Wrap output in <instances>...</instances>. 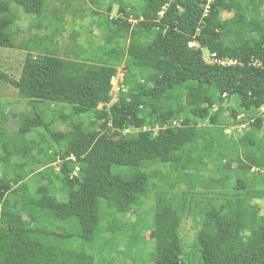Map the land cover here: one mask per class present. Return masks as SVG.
Here are the masks:
<instances>
[{
  "label": "trees",
  "instance_id": "obj_1",
  "mask_svg": "<svg viewBox=\"0 0 264 264\" xmlns=\"http://www.w3.org/2000/svg\"><path fill=\"white\" fill-rule=\"evenodd\" d=\"M111 1L85 0L102 31L86 58L65 19L70 0H56L59 12L46 0H0V48L25 55L16 78L0 66V82L29 107L14 134L0 130V264H112L147 241L153 264H264V0H120L110 19ZM21 15L38 33L16 43ZM67 26L63 58L55 39ZM203 52L237 64H208ZM240 125L243 136L224 133ZM185 217L198 225L190 245ZM120 236L133 240L124 251Z\"/></svg>",
  "mask_w": 264,
  "mask_h": 264
},
{
  "label": "rangeland",
  "instance_id": "obj_2",
  "mask_svg": "<svg viewBox=\"0 0 264 264\" xmlns=\"http://www.w3.org/2000/svg\"><path fill=\"white\" fill-rule=\"evenodd\" d=\"M47 4L49 5V9H56V11L59 12L60 5L56 0H46ZM111 1V0H110ZM126 2L134 5L135 3H139L140 0H125ZM85 0H70V9L68 14L65 16V19L67 23L72 27V25L78 24L80 27H75L77 30H79V37L76 40V43L78 46L81 48H78L75 50L76 53L79 55H82L83 57H88V55H95L98 54V46L101 45L102 43V31L98 30L96 25H91L93 21H98L97 18L90 16V6L85 2ZM108 2V0H107ZM113 5L112 12L108 14L110 18L115 19L118 17L117 14V8L118 6L121 5L120 0H112L111 1ZM136 4V5H137ZM83 10V19L79 20L78 17H73L72 13L76 10ZM99 13L105 18L107 17L105 10H98ZM20 21L16 23V26H13V31L15 32V41L16 43L25 41L27 38L30 36H33L34 34L38 33L36 30H30L29 29V24H33V20L29 19L28 17L21 15ZM97 24V23H96ZM70 26H67L66 32L63 34L62 38L60 39H55L56 40V45H55V50L57 52V55L60 57H66L67 55L70 54V51L73 50V41L70 39ZM83 28V29H81ZM91 29V33H89V30ZM44 34V31L41 30L39 31V35ZM93 41V45H89V41ZM191 47L192 44L190 45ZM204 55V60L209 63L210 57L206 52H203ZM24 53L19 50H9V49H1L0 48V66L10 74L12 77L16 78L20 74V69L22 66V61L24 59ZM125 72L122 69H118L117 74L111 81L112 89H111V95H112V100L111 104L115 103L117 100V94H118V89H120V85L123 81ZM151 81L150 77H146L144 80H142L143 84H149ZM131 90H133L131 87L125 88L124 92L128 93ZM218 100H215V107L218 106ZM239 103V100H234L232 102L233 105H237ZM102 106L99 105L98 108L100 109ZM29 111V107L27 103L23 100H21L16 92L10 88L8 85L5 83L0 82V118L2 121H0V130L4 131L7 135H12L14 132L17 131L18 128V121L17 118L14 117L15 115H18L20 113H27ZM58 111V108L54 105H50L46 111V120L50 121L53 119L55 113ZM263 110L261 109L259 112L261 113ZM240 119L244 117V115L239 116ZM225 119H221L220 122H224ZM239 120V119H238ZM54 129H60L63 130L65 126L61 125L60 123H56L54 126ZM244 125H240L237 127L234 126H229L225 128L224 133L232 136L234 139H236L238 136H243V130H244ZM261 133V132H260ZM36 133H32L28 136V139L33 140L36 139ZM52 147L49 146L47 147L46 151L47 153L52 152ZM2 155V152L0 151V156ZM60 162V161H59ZM57 162V164L59 163ZM57 164H54V166L57 167ZM44 166L39 167L37 169L36 174H40V168ZM209 168L211 169V163L209 164ZM58 171V170H57ZM26 182L28 183H33V180L31 177H27ZM222 183L227 185L228 180L227 179H222ZM34 186V185H32ZM57 196H61L60 193H57ZM63 201V200H60ZM259 209H260V214L264 216V200L263 201H256L255 202ZM152 204L151 201L146 202L145 206L142 208V214L144 211L148 210L149 206ZM143 219L148 220L150 218V215L145 217L143 214L141 216ZM121 221V217H119ZM125 218L129 219V221H134L135 216L133 215H127ZM198 225L197 222L194 221L192 218L185 217L183 219L182 225H181V236L183 238L184 244L190 245L195 237V234L197 232ZM143 235L146 237V240L148 239V231L144 232ZM126 236L125 238L122 236L119 237L118 243L119 247L118 249L120 251H124L125 247L124 244L126 242L131 243V241H126ZM127 240V239H126ZM112 259V264H153L154 263V253H153V247L150 242H146V244L140 249L136 250L133 252V255L127 259H123L118 257L117 255H111Z\"/></svg>",
  "mask_w": 264,
  "mask_h": 264
},
{
  "label": "built area",
  "instance_id": "obj_3",
  "mask_svg": "<svg viewBox=\"0 0 264 264\" xmlns=\"http://www.w3.org/2000/svg\"><path fill=\"white\" fill-rule=\"evenodd\" d=\"M110 19H112V18H110ZM209 57H210V61L211 62H209L208 64H215V63H217V64H219L220 66H223V67H225V66H231V65H236L237 64V61L236 60H228V59H225V60L218 61V60L215 59V55L214 54L209 55ZM238 119L240 120V117H238Z\"/></svg>",
  "mask_w": 264,
  "mask_h": 264
}]
</instances>
